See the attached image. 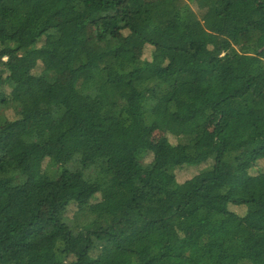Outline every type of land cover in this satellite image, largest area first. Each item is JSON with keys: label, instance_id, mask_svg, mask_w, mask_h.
Wrapping results in <instances>:
<instances>
[{"label": "trees", "instance_id": "trees-1", "mask_svg": "<svg viewBox=\"0 0 264 264\" xmlns=\"http://www.w3.org/2000/svg\"><path fill=\"white\" fill-rule=\"evenodd\" d=\"M263 154L264 0H0V264H264Z\"/></svg>", "mask_w": 264, "mask_h": 264}, {"label": "rangeland", "instance_id": "rangeland-1", "mask_svg": "<svg viewBox=\"0 0 264 264\" xmlns=\"http://www.w3.org/2000/svg\"><path fill=\"white\" fill-rule=\"evenodd\" d=\"M146 52V50H145ZM147 55H148V51H147ZM155 138H158L159 137V134L156 133L155 135ZM264 154L262 155V158L260 161L257 162L254 170H257V169H264ZM193 175V171H188V170H181V171H176L175 172V176H176V180L179 182V183H182L185 179L187 178H190L191 176ZM233 211H237L238 213L240 212V210H236L234 208H232Z\"/></svg>", "mask_w": 264, "mask_h": 264}]
</instances>
